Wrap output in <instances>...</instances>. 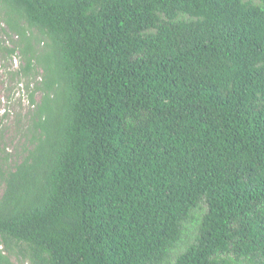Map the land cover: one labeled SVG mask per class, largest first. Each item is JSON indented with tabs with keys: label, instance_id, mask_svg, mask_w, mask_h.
Wrapping results in <instances>:
<instances>
[{
	"label": "trees",
	"instance_id": "16d2710c",
	"mask_svg": "<svg viewBox=\"0 0 264 264\" xmlns=\"http://www.w3.org/2000/svg\"><path fill=\"white\" fill-rule=\"evenodd\" d=\"M0 33L34 84L0 264H264V0H0Z\"/></svg>",
	"mask_w": 264,
	"mask_h": 264
},
{
	"label": "rangeland",
	"instance_id": "374dc122",
	"mask_svg": "<svg viewBox=\"0 0 264 264\" xmlns=\"http://www.w3.org/2000/svg\"><path fill=\"white\" fill-rule=\"evenodd\" d=\"M4 26L1 25V28ZM0 38L6 41L5 37ZM18 40L15 38V41ZM9 48L14 45L6 42ZM22 67V62L17 52L12 58L7 60L0 59V132L4 131L3 139L0 138V150L15 153L20 151L25 139L21 136L22 128L27 126V115L32 108L29 101V93L33 90L34 84L31 82L30 89L27 90V80L17 74ZM14 73L16 75H14ZM40 99V95H36ZM14 264L15 261L13 260Z\"/></svg>",
	"mask_w": 264,
	"mask_h": 264
}]
</instances>
